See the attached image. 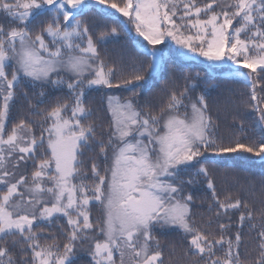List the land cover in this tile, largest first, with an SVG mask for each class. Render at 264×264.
<instances>
[{
    "label": "snow or ice",
    "instance_id": "snow-or-ice-1",
    "mask_svg": "<svg viewBox=\"0 0 264 264\" xmlns=\"http://www.w3.org/2000/svg\"><path fill=\"white\" fill-rule=\"evenodd\" d=\"M122 33L131 50L117 64L101 45ZM174 58L226 70L264 125V0H0V264H264V202L221 198L202 162L264 164V128L249 136L240 120L244 138L225 142L195 84L139 103ZM102 89L131 92L106 96V128L87 102ZM200 183L214 212L197 222ZM163 230L181 244H162Z\"/></svg>",
    "mask_w": 264,
    "mask_h": 264
},
{
    "label": "trees",
    "instance_id": "trees-1",
    "mask_svg": "<svg viewBox=\"0 0 264 264\" xmlns=\"http://www.w3.org/2000/svg\"><path fill=\"white\" fill-rule=\"evenodd\" d=\"M101 24L111 21H99ZM95 30V29H94ZM131 50L129 38L123 33L118 37L109 38L101 45V52L111 61L117 64L126 60V53ZM143 59V58H142ZM127 71H132L133 66L128 64ZM199 72L200 77L197 80H186L185 78ZM142 86L136 91L140 93L138 101L141 104L152 103L158 105L164 93L162 88L175 87L181 90L184 87L191 88L196 85L193 95L204 92L206 94L210 114L218 124L217 134L228 142L233 136H240L238 125L240 120H244L247 134L255 135L257 138L261 134L264 125L256 121L255 114L248 108L244 107L242 101L246 100L248 90L241 84L234 82L227 76L226 70L204 71L201 63L185 59H173L168 62L167 68L163 73L154 77H149L146 81L141 82ZM108 94L119 95L125 98L131 95V92L125 89H102L91 91L88 94V103L90 104L94 119L98 125L105 128L110 120L107 112L106 96ZM26 110V103L21 98L17 101V108L13 110V115L23 113ZM98 131L100 129L98 128ZM243 139V136H240ZM89 156L92 153H88ZM207 160L202 161L209 166L211 176L215 182L218 194L223 195L231 192L234 196L239 195L247 200L254 208L259 209L264 202V164L260 163L257 158L251 157L250 154H223L215 155L206 154ZM247 157V158H245ZM87 160V157H85ZM203 179V178H201ZM194 195L193 212L197 222L206 221L213 212H209V206L212 204L210 192L206 190L203 183L197 184L192 188ZM98 208L93 209V215L98 216ZM238 214L233 215L235 221ZM245 234L247 232L245 230ZM158 238L162 244H176L179 246L182 242V234L177 231L163 230L157 232ZM168 251L165 250L167 257ZM179 255V248H178Z\"/></svg>",
    "mask_w": 264,
    "mask_h": 264
}]
</instances>
